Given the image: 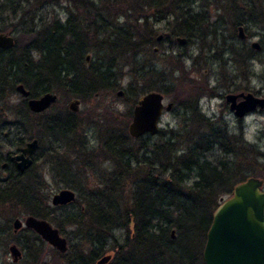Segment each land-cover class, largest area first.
I'll list each match as a JSON object with an SVG mask.
<instances>
[{
  "label": "rangeland",
  "instance_id": "1",
  "mask_svg": "<svg viewBox=\"0 0 264 264\" xmlns=\"http://www.w3.org/2000/svg\"><path fill=\"white\" fill-rule=\"evenodd\" d=\"M18 2L19 0L13 6L18 5L16 4ZM201 2L202 0H198L197 3L190 5L189 9L192 10L187 11V14L195 15L194 13L200 10L201 6L198 5L202 4ZM225 3V0H205L203 4L207 5L202 4L201 7L206 9L203 24L195 28L193 37H190L189 41L186 37H181L185 38L186 42L184 45H180L175 40L177 36L172 35L173 29L177 28L176 14L178 12L176 8L179 9V13L188 8L184 2L178 3V0H20L21 8L18 13H21L22 16L25 13L22 19L19 14L15 17L11 11L1 12L3 0H0V22L5 25L12 23L13 25L17 24V27L27 28L34 24V29L38 30L41 27L49 29L57 21L59 25L71 28L73 27L72 23L70 26L67 20L71 17L70 14H73L71 20L77 19L81 29H87L91 25L90 30L95 31L94 20L97 21L98 28H103L98 30L101 39L109 36L117 28H123L135 35L133 36L135 39L132 41L134 45H131L133 47L122 49V53H118L119 56H116L114 61L116 68L109 70V75L114 77L113 85L111 84L113 88L97 94L86 91L82 93L81 97H76L72 94L73 91L79 93L80 86L85 88L84 85L87 82L86 80L79 81L80 85L77 84V88L74 89L71 76H69L61 83L51 85V92L57 95V102L44 113L37 114L41 115L42 121L36 120V125H33L29 118L26 122L24 121L28 128L26 130L28 136L25 141L32 138L38 139V147L32 154L35 164L29 175L34 179L38 176L40 185L33 194L42 198L41 205L47 212L50 211V213L61 217L64 213L78 212L85 207V198L79 197L75 189L69 187L67 182H62V179L55 175L52 163L55 155H62L61 157L74 170L80 171L79 173L83 172L82 175H79L82 180V189H94L98 186V180L104 176L108 177L109 181V178L116 177L109 184L116 194L120 210L124 213L132 206L130 198L135 184L138 182L136 180L138 172L143 169L145 172V167L139 164L142 161V155L145 152L147 155L148 150L146 148L141 150V147L156 143L160 139L157 132L161 131L160 133L166 135V138L170 135L177 138L174 147L179 149L173 155L183 154L191 141L195 139L193 125H197L202 116L211 122L225 126L233 136L240 134L242 141L253 146L252 151L242 159L243 166L251 170L249 177H256L264 182V108H257L239 119L229 110V102L225 101L227 94L240 92H250L264 98V7L260 9L261 14L256 21L248 20L246 15H235V19L245 28L246 38L241 40L237 37L235 30L234 24L237 21L234 20L230 11L221 9ZM227 9L230 10V8ZM21 21H23L22 25L18 24ZM159 35L162 37L157 40ZM14 38L19 40L18 36ZM24 41L25 37L23 40L22 38L19 40L20 43ZM252 42H258L260 48L250 47ZM87 44L90 46L87 53L84 54L85 68L97 61V54L100 53L96 50L99 48L95 49L93 42H87ZM102 51L109 53L108 48H103ZM20 52L22 50H17L15 55L17 61H19L18 53L20 54ZM249 56L252 58L250 61L247 60ZM33 57L36 59L38 56L34 54ZM105 62L102 61L98 65ZM179 66H182V75L184 74L188 80L191 79L196 83L202 82L199 84L201 87L199 92H186L178 99H175V95L162 93L164 95L163 105L172 103V107L169 111L161 113L157 123L158 131L154 135H143L136 138L129 136L128 125L132 120L133 108L137 101L151 86H165L171 91V86L180 76ZM141 69L143 72L144 70L146 72L155 70L159 76L158 78H153V75L143 76L139 81H136V76L141 73ZM182 86L183 88H179H187L185 84ZM167 89L166 91H168ZM119 91H122L120 96L117 95ZM156 92L161 93V91ZM22 99V96L15 92L11 93L6 100H2L3 102H0V121L9 122L11 118L13 119L16 116L13 113L18 111L17 109L24 101ZM74 99L79 100L76 113L67 108L69 102ZM178 100L183 103H179ZM194 113H197L198 117L192 122ZM56 115H74L77 125L75 132L69 136H63L65 138L61 137L59 140L49 133L41 123ZM20 135L16 134L15 129H12L8 138L0 136V154L14 153L18 149ZM120 135L124 137L123 146L120 148L124 154L123 158L116 160L110 158L106 153L104 144L110 137L114 142H117L122 138ZM79 140H83V145L87 146L88 151L86 152H90L91 149L94 151L92 153L93 160H91L93 164L84 161V159L90 158L91 154L84 155V158L81 159L77 158L78 148H80ZM129 153L131 154L129 155ZM211 153L212 158H218L229 164L233 161V154H223L216 148ZM128 160L130 171L126 166ZM156 166L158 167V164ZM260 168L262 169L260 170ZM6 174H8L7 170L0 171V176ZM26 180L27 183L32 181H28L29 178L25 176L22 182L24 183ZM77 183L76 185L79 186ZM189 183H191L190 180L187 184ZM64 188L75 192V200L78 203H74V200L64 207L52 206L50 203L52 196ZM262 190L264 191V185ZM228 196V194H224L221 199ZM25 203L26 201L21 203L14 199L9 201L0 199V264H7L11 260L8 251L9 234L7 231L14 217L27 215ZM128 229L129 232H127ZM131 229L132 223L126 228L114 230L116 242L113 243L111 239L103 238L106 245L103 243L101 245L96 241L94 235L88 236L85 229L80 230L74 224H63L60 232L68 242L66 252L68 254L65 260L69 264L77 263L80 260L83 261L82 264H89V261L92 264L106 256L108 260L102 264H117L118 259L114 258L111 250L127 240L126 238L131 235ZM130 241H132L131 238ZM51 254L52 251L47 248L44 261L48 262L47 264H61V261H56L58 259L53 261Z\"/></svg>",
  "mask_w": 264,
  "mask_h": 264
},
{
  "label": "trees",
  "instance_id": "2",
  "mask_svg": "<svg viewBox=\"0 0 264 264\" xmlns=\"http://www.w3.org/2000/svg\"><path fill=\"white\" fill-rule=\"evenodd\" d=\"M15 2L17 0H3L1 12L11 11L15 17L18 14L22 16L21 13H18L21 8L20 0L16 3L18 5L13 6ZM182 2L184 0H178V3ZM172 5H174L173 2ZM157 6L159 5L157 4ZM176 9L178 12L176 14L177 28L173 29L172 35L186 37L189 41L190 37H193L195 28L201 26L204 19L188 15L187 10L184 12L181 10L179 13V9ZM70 16L67 22L70 23V26L72 23L73 27L71 28L59 25L57 21L49 29L41 27L38 30L34 29V24V27L30 25L23 28L17 27V24L5 25L0 22V33L13 34L12 36H18L19 40L21 38L23 40L25 37L23 43L12 37L14 38L12 48L0 49V102L6 100L11 93H15L14 89L18 84H23L31 97H37L39 94L50 92L53 83L59 84L69 76H71L74 89L77 88V84L80 85L79 81L86 80L87 82L84 85L85 88L80 86L79 93L73 91L72 94L76 97H81L82 93L86 91L97 94L113 88L111 84L113 85L114 77L109 75V70L116 68L114 61L116 56H119L118 53H122V49L133 47L131 45H134L132 41L135 39L133 37L135 35L123 28H117L109 36L101 39L98 30L103 28H98L97 21L94 20L95 31H91V25L87 29H81L77 19L71 20L73 14ZM22 23L23 21L18 24L22 25ZM237 24L240 22L237 21L234 25ZM87 42H93L95 49L99 48L96 50L100 53L97 54V61L85 68L84 54L87 53L90 46ZM103 48H108L109 53L102 51ZM19 49L22 52L18 53L19 61H17L15 55ZM34 54L38 56L36 59L33 57ZM251 59L250 56L247 57V60ZM102 61H106V64L98 65ZM179 69L180 76L171 86V91L165 86H151L147 88L148 91L156 90L161 91L164 95H175V99L186 92H199L201 89L199 84L202 82L196 83L191 79L188 80L184 74L182 75V66H179ZM145 72L146 70L143 72V69H141V73L137 72L136 81H139L143 76L153 75V78L159 76L155 70ZM183 84L187 85V88L181 89ZM178 102L183 103L179 100ZM23 103L18 109L16 108L18 111L13 113L14 116L16 115L13 119L11 118L9 122L0 121V136L2 138H8L12 129H15L16 134H21L18 148L23 146L28 136L26 131L28 128L24 121L26 122L29 118L33 125H36V120L42 121L41 115L30 112L26 100ZM192 116V122H194L198 114L194 113ZM74 117V115H56L41 124L59 140L61 137L69 136L75 132L77 125ZM198 122L197 125H193L195 139L188 147L186 146V152L179 156L173 155L179 149L174 147L177 138L172 135L166 138V135L160 133L161 131L157 132L160 139L156 143L141 147V150L145 148L148 150L147 155L146 152L142 155V161L139 164L145 167V172L144 169L139 171L140 173L138 172L136 176L138 182L135 184L130 198L132 206L124 213L120 210L116 194L110 186L111 181L116 177L109 178V181L108 177L104 176L98 180V186L94 189H82V180L79 175H82L83 172L79 173L80 171L74 170L61 157L62 155L53 157L55 175L59 176L62 182H67L69 187L75 189L79 197L85 198L84 209L78 212L64 213L61 217L50 213V211L47 212L41 205L42 198L33 194L40 185L38 176L34 179L29 175L33 167L23 173L15 172L19 175L13 182L16 185L15 200L26 201V214L48 219L59 231L63 224H74L80 230L85 229L88 236L94 235L96 241L101 245L102 243L106 245L103 242L105 239H111L113 243L116 242L114 230L126 228L132 223L131 235L126 238L127 240L123 244H118L111 250L114 258L118 259L117 264H204L202 251L206 233L212 222L213 212L224 194L230 195L238 182H243L249 177L251 170L243 166L242 159L252 151L253 146L242 141L240 134L233 136L225 126L211 122L208 118L202 116ZM1 131L6 132V136H3ZM28 138L30 139V137ZM123 140L122 136L117 142H114L112 137L105 141V151L110 158L116 160L123 158L124 153L120 149L123 146ZM79 147L77 158L81 159L84 158V155L91 154L90 158L84 159V161L93 164L91 160H93L92 153L94 151L91 149V153L86 152L88 150L87 146L83 145V140L79 142ZM215 148L221 150L223 154H233L231 164L218 158H212L211 152ZM4 159L5 156L0 154V163ZM129 165L128 160L126 163L128 171L131 170ZM260 173L262 172L260 171ZM25 176L29 178L28 181H32L27 183L26 180L23 183L22 179ZM189 180L191 183L187 184ZM76 182L79 186L76 185ZM5 185L0 187V192L3 190L7 195L10 188L8 189V186ZM28 191L30 193L27 196ZM74 203H78V201L75 200ZM172 229L175 232L173 238L171 237ZM103 238L105 239L102 240ZM130 238L133 242H129ZM51 251L53 261L58 259L56 261H61V264H69L65 260L68 253L59 254L56 249ZM82 262L80 260L74 264H82ZM89 264H91L90 261Z\"/></svg>",
  "mask_w": 264,
  "mask_h": 264
},
{
  "label": "water",
  "instance_id": "3",
  "mask_svg": "<svg viewBox=\"0 0 264 264\" xmlns=\"http://www.w3.org/2000/svg\"><path fill=\"white\" fill-rule=\"evenodd\" d=\"M13 36L8 33H0V49H10L14 44ZM162 35L157 37L161 39ZM237 37L246 38L243 26H238ZM180 45H184L186 39H175ZM259 49V43L252 42L251 46ZM21 96L28 97L29 91L23 84L16 85L15 89ZM117 95H122L119 91ZM162 93L150 91L145 93L133 108V115L128 125L129 136L136 138L143 135H152L158 131V122L163 111H169L172 103L163 105ZM56 101V94L47 92L38 98H30L27 102L29 109L34 113H41L48 109ZM225 101L229 102V110L237 118H242L257 108H264V98L247 92L227 94ZM79 100L69 102L68 107L73 113L78 111ZM38 147L36 138L26 142L22 152L16 156L17 168L23 172L30 167L33 160L30 154ZM262 180L256 177H248L243 182H238L231 195L221 199L212 215V222L206 233V240L202 251L204 264H264V191ZM75 192L64 188L55 193L51 198L53 206H65L75 200ZM27 228L33 229L58 252L67 250L66 238L58 233L57 228L45 219L27 216L23 222ZM13 228H21L22 222L17 218L13 221ZM172 238L174 230L171 231ZM14 257L20 255L16 246L9 247ZM16 259V258H15ZM108 257L104 256L96 262L105 263Z\"/></svg>",
  "mask_w": 264,
  "mask_h": 264
},
{
  "label": "flooded vegetation",
  "instance_id": "4",
  "mask_svg": "<svg viewBox=\"0 0 264 264\" xmlns=\"http://www.w3.org/2000/svg\"><path fill=\"white\" fill-rule=\"evenodd\" d=\"M197 1L198 0H184V2L187 5L188 9L190 8V5H193V4L197 3ZM204 1L205 0H202L201 3L203 4ZM214 1H217V0H214ZM225 1H226V3H225L226 6L225 5H224V7L222 6L221 9L223 8V10H225V11H230L231 15L234 17V20H236L235 19V15L242 14V15L248 16V20L256 21L257 17H259V14H261L260 9L262 7H264V0H225ZM202 4H199L198 6L202 7ZM203 5H207V4H203ZM201 7H199L200 10L198 12L194 13L195 15H190V16H192V17L196 16V18H200V17L203 18V16L206 14V11H205L206 9H202ZM227 8H230V10L227 9ZM188 9H187V11L192 10V9H189V10ZM238 26H243V28H244L243 24H237V25H235V30L236 31H237ZM244 31H245V28H244ZM41 96H42V94H39L37 97H31L29 95L28 97H23L22 96V98L24 100H26V105L28 107L27 102H28V100L30 98H38V97H41ZM56 102H57V95H56V101L50 107L52 108V106L55 105ZM45 111H43L41 113H44ZM1 134L3 136H6V132L1 131ZM25 144H26V141L23 144V146L19 147L18 149H16V151H14V153H12V154L11 153H6L5 155H3V156H5V159L0 163V171L3 172L5 170H7L8 174L0 176V187L3 186V184L4 185L6 184L8 186V189L10 188V191L6 195L3 192V190H2V192H0V199H5V201H9V200H12V199L15 200V198L17 196L15 194L16 185L13 182H14V180H16L15 178H17L19 176L15 172L18 171V173H23V172H25V171H27V170H29L30 168L33 167L34 162L32 163V165L30 167L25 169L23 172L19 171L18 168H17L16 156L22 152V149L25 146ZM32 154H30V157L34 161V157H33ZM261 169L262 168H260V170ZM263 185H264V182H262V186ZM9 193H11V194H9ZM28 193H30V191H28ZM19 201L22 203L21 200H19ZM27 216H30V214L16 216V217H14L12 219L11 222L13 223V221L18 218L22 222L21 228H19L17 230H14L13 224L11 223L9 225V228H8V231H7L8 234H9L8 235L9 236L8 251H9V255H10L9 257H11V260L7 264H47V262L44 261V259L46 257L47 248L50 249V250L56 249L53 246H51L50 244H48L41 237L40 234L35 232L33 229L27 228L25 225H23L24 224L23 222H24V220H25V218ZM34 217H36L38 219H45V218H42V217H39V216H34ZM51 225H52V227L57 228L52 223H51ZM57 230H58V233L62 236V234L59 231V229H57ZM67 244H68V242H67ZM12 245L16 246V248L19 250V252H20L19 256L14 257L11 254V252L9 250V247L12 246ZM67 250H68V245H67ZM67 250H66V252H67ZM66 252L65 253L58 252V253L59 254H66Z\"/></svg>",
  "mask_w": 264,
  "mask_h": 264
}]
</instances>
